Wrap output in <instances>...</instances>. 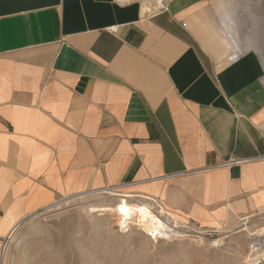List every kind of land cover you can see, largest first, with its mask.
I'll return each mask as SVG.
<instances>
[{
    "label": "crops",
    "instance_id": "obj_1",
    "mask_svg": "<svg viewBox=\"0 0 264 264\" xmlns=\"http://www.w3.org/2000/svg\"><path fill=\"white\" fill-rule=\"evenodd\" d=\"M163 4L0 0V239L113 186L204 231L264 215L263 66L208 0Z\"/></svg>",
    "mask_w": 264,
    "mask_h": 264
},
{
    "label": "rangeland",
    "instance_id": "obj_2",
    "mask_svg": "<svg viewBox=\"0 0 264 264\" xmlns=\"http://www.w3.org/2000/svg\"><path fill=\"white\" fill-rule=\"evenodd\" d=\"M135 1L141 7L146 3L149 12L158 11V0ZM208 2L215 25L219 27L222 21L229 27L228 37L239 48L236 55L251 54L264 70V0ZM75 196L62 200L58 210L42 211L25 220L12 236L2 264H246L249 235L264 228V215H260L215 232L179 224V236L154 239L136 228L121 232L111 219L81 208L114 202L116 197L108 193ZM147 203L165 219L152 200Z\"/></svg>",
    "mask_w": 264,
    "mask_h": 264
},
{
    "label": "bare ground",
    "instance_id": "obj_3",
    "mask_svg": "<svg viewBox=\"0 0 264 264\" xmlns=\"http://www.w3.org/2000/svg\"><path fill=\"white\" fill-rule=\"evenodd\" d=\"M160 2L161 1L158 0L156 4L160 5ZM141 10L143 13L148 12V5L144 3L141 7ZM228 29L229 27L227 25H223L222 27H219L218 32H212V37L215 38V45L220 56H224L228 53H232L233 55L239 53V48L236 45L237 43L235 44V42L232 40L233 37L229 38L230 36L228 35ZM93 192L94 191H89L85 194ZM82 195H84V193L77 196L80 197ZM108 195L116 197L117 199L114 202L111 201L108 203H88L85 206L81 205V208L88 214H97L98 216H105L111 219L114 222L115 226L119 229V231L124 233L129 232L133 228H136L137 230L145 233L147 237L149 236L151 238L161 240L171 239L176 235H180V230L178 229L180 222H178V220L174 216L168 214L163 210L162 207H160L159 212L165 214V219H162L163 217H160L152 210V205H150V203H147L149 201L148 198L132 196L118 191H109ZM107 198L109 197L107 196ZM135 198L139 199V201L135 200ZM89 200L92 199L90 198ZM153 201L154 200H152V202ZM60 204L61 202L56 203L55 208H57V210ZM51 207H47L44 210L50 211ZM247 250L248 252L245 260L246 264H264V228H261L257 231L255 230V232L249 235ZM4 256L5 252H2L0 264L3 263Z\"/></svg>",
    "mask_w": 264,
    "mask_h": 264
},
{
    "label": "built area",
    "instance_id": "obj_4",
    "mask_svg": "<svg viewBox=\"0 0 264 264\" xmlns=\"http://www.w3.org/2000/svg\"><path fill=\"white\" fill-rule=\"evenodd\" d=\"M160 1H161V2H160L161 4H160V5H159V4H156L157 7H155L156 10H158V11H160V10H162V9H165V8H164V4H163L165 0H160ZM155 8H154V9H155ZM117 29H118L117 27H111V28L109 29V32H111V33H116V32H117ZM237 163H238V162L235 161V160H230V161L227 162V164H225V165H226V166H232V165L237 164ZM169 177H173V176H169ZM120 188H121V186L107 187V188H104V189H102V190H96V191L93 192V194H98V193H104V194H106V193H108L109 191H114V192H116V191H120ZM55 206H56V203L53 204L52 207H51V206H49V207H51V210H52L53 208H55ZM43 211H45V210H43ZM20 226H21V223L17 224V225L15 226V228L10 232V234H9L8 236H6V237L0 239V243H1V247H2V252H5L7 246L11 243L12 236L14 235V233L16 232V230H17ZM213 232H215V231H213ZM210 233H212V232H210ZM210 233H207V234H210ZM212 243H213V244H216V242H212ZM215 246H216V245H215Z\"/></svg>",
    "mask_w": 264,
    "mask_h": 264
}]
</instances>
